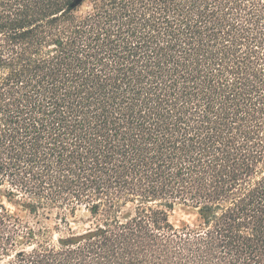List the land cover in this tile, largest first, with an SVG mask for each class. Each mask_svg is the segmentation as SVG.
<instances>
[{
  "label": "trees",
  "instance_id": "obj_1",
  "mask_svg": "<svg viewBox=\"0 0 264 264\" xmlns=\"http://www.w3.org/2000/svg\"><path fill=\"white\" fill-rule=\"evenodd\" d=\"M75 1L0 0V264H264V0Z\"/></svg>",
  "mask_w": 264,
  "mask_h": 264
},
{
  "label": "rangeland",
  "instance_id": "obj_2",
  "mask_svg": "<svg viewBox=\"0 0 264 264\" xmlns=\"http://www.w3.org/2000/svg\"><path fill=\"white\" fill-rule=\"evenodd\" d=\"M13 209L17 212H20L18 207H13ZM171 219L175 225L183 226L187 223H195L198 219V215L194 208L179 204L172 212Z\"/></svg>",
  "mask_w": 264,
  "mask_h": 264
},
{
  "label": "water",
  "instance_id": "obj_3",
  "mask_svg": "<svg viewBox=\"0 0 264 264\" xmlns=\"http://www.w3.org/2000/svg\"><path fill=\"white\" fill-rule=\"evenodd\" d=\"M80 1H81V0H76V1L74 2V4H73V5H76V4H78Z\"/></svg>",
  "mask_w": 264,
  "mask_h": 264
}]
</instances>
